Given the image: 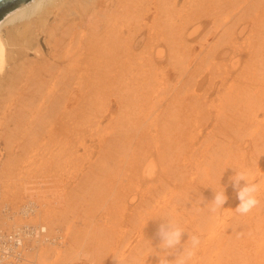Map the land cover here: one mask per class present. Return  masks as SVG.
Here are the masks:
<instances>
[{"label":"bare ground","instance_id":"1","mask_svg":"<svg viewBox=\"0 0 264 264\" xmlns=\"http://www.w3.org/2000/svg\"><path fill=\"white\" fill-rule=\"evenodd\" d=\"M184 14L170 0H30L0 20V180L14 160L48 158L42 179L53 172L65 194L20 207L21 220L47 223L20 245L21 264L42 243L41 264H61L66 249L88 264H176L190 235L201 244L189 264H264V0L199 22ZM230 51L229 64H217ZM236 171L260 185L259 205L244 215ZM224 189L227 203L211 212ZM168 221L184 235L163 250L158 229ZM24 225L4 230L20 237Z\"/></svg>","mask_w":264,"mask_h":264},{"label":"rangeland","instance_id":"2","mask_svg":"<svg viewBox=\"0 0 264 264\" xmlns=\"http://www.w3.org/2000/svg\"><path fill=\"white\" fill-rule=\"evenodd\" d=\"M219 1L220 0H211V3H210V1H208V0H198V1H196L195 3H193L192 5H188V7H186L185 6V0H170V2H171V4H175L176 6H177V9H178V11L180 12H184L185 11V14H184V16L185 15H187V17H191L192 16V18L193 19H196V21L197 22H199L200 20H204V18L202 17L204 14L203 13H206V12H210V11H212V9H216L217 11H221V12H223V13H225V12H230V10H233V7H234V4H236V5H239V4H241V1L242 0H225L227 3H228V5H224V6H221L220 4H219ZM245 0H243V2H244ZM234 2V3H233ZM202 3V4H201ZM211 4V7H210V4ZM217 4V5H216ZM202 6V7H201ZM204 6H206V7H204ZM217 7V8H215V7ZM204 7V8H203ZM181 8V9H180ZM197 8V9H196ZM205 8H206V10H205ZM187 9H189V10H187ZM184 10V11H183ZM246 9H244V10H242V12L240 13V15H242V14H244L246 11H245ZM188 11V12H187ZM245 11V12H244ZM198 13V14H197ZM188 14L190 15V16H188ZM200 14V15H199ZM195 15V16H194ZM256 15H258L256 12H255V15L254 16H256ZM201 16V17H200ZM205 17H207V15L205 14L204 15ZM224 16L225 15H221L220 16V20L222 19V18H224ZM252 16V15H251ZM195 17V18H194ZM254 18V17H253ZM185 20V19H184ZM219 21V20H218ZM246 26H247V28H245V31H246V33H243L242 35H240V37L238 38V45L239 46H241L242 47V45L244 44V42L246 41V40H248V38H250V30L252 29V27H253V24H252V22H251V19L249 18V21L247 20L246 21ZM190 26H192V24H190ZM189 26V27H190ZM210 26H212V24L210 25ZM209 26V27H210ZM195 27V26H194ZM194 27H190L189 28V32L185 35V37H187L188 35H192V33H193V31H192V29H194ZM185 33V32H184ZM195 36V34H193L192 36H190L189 38H192V37H194ZM202 37V36H201ZM188 38V37H187ZM192 40H193V38H192ZM42 43H43V45H44V47H46V45H45V39L44 38H42ZM215 41L216 40H213V41H211V43H215ZM195 46H197V53L198 52H200V46H199V44H196ZM143 48H140V49H138L137 50V52L136 53H138L139 54V52L142 50ZM231 50V49H230ZM233 53L230 51V53H228V54H226L223 58H221V59H216V62H217V64H220L221 65V61H222V64H229V62H230V56L232 55ZM245 55V54H244ZM244 59H246L245 57H247L246 55H245V57L244 56H242ZM218 60V61H217ZM225 60V61H224ZM224 62V63H223ZM197 65V64H196ZM226 66V65H225ZM223 67H224V65H223ZM193 70H194V68H192ZM256 73H257V70L255 71ZM102 96V95H101ZM117 110V107H113V109H112V112H115ZM108 119H110V117H108L107 118V120ZM106 124H107V122H106ZM90 144V143H89ZM4 150V143L2 142V143H0V152L1 151H3ZM247 152L250 154V155H252V148H248L247 149ZM84 153V151H82L81 150V152H80V154H83ZM39 158V159H38ZM41 157H37L36 159H34L33 161H34V163H33V161L32 162H30V161H24V160H16L17 162H15V160L14 161H12V162H10V171H8L9 173H7L6 175H4V176H2V178H1V180H0V190H2V196L3 197H5V201H3L2 200V203L0 204V227L1 228H3V229H8V228H11V227H13V226H17L18 224L19 225H24V224H27L28 222V224L30 225V224H33V225H40V224H47L46 222H44V221H37L36 222V218H34V217H37V216H34L33 217V219H34V221L32 220V219H30L31 220V223H30V220L29 221H26V220H23L24 218L22 217V216H20L21 215V208H24L25 207V205L29 202V201H32V202H35V203H39L40 204V199H41V197H42V200H43V198H45V199H47L46 201L47 202H52L51 203V205H56L57 204V200H58V197H59V193H61V194H64V193H62L60 190H61V185H59V180H61V179H59V178H57V176H54V173L52 172V174L51 173H48V176H47V178L46 179H42V173H41V166L39 165V163H41V165H42V161H43V164H45V162H46V160L48 159V158H41ZM42 159H44V160H42ZM35 161H36V164L37 165H39V167L36 165L35 166ZM7 162V157L6 156H0V168L3 166V164H5ZM14 162H15V165H14ZM47 162H48V160H47ZM46 162V164H48V163H50V162H48L47 163ZM55 163V161L54 160H52L51 161V163ZM27 163V164H26ZM50 163V164H51ZM33 166H34V168H33ZM49 166V165H48ZM47 166V167H48ZM30 167V168H29ZM31 167L33 168V171H32V169H31ZM21 168L23 169L22 171H21ZM36 168V169H35ZM28 170H29V172L30 171H32V173L29 175V172H28ZM36 170V171H35ZM39 171H40V173H39ZM13 172V173H12ZM70 172H73V171H70ZM25 175H23V174ZM36 174V176L37 177H41V179L39 178V181L41 180V181H43L42 183H41V181L39 182L37 179L38 178H35L36 176H35V174ZM13 174H15V175H13ZM23 176H22V175ZM38 174H39V176H38ZM52 175V177H51V175ZM12 175V176H11ZM33 176V177H32ZM31 177H32V179H31ZM22 178L25 180V182H28V184L26 183V184H23L24 183V181L22 180ZM35 178V179H34ZM54 178V179H53ZM57 178V179H56ZM55 179L57 180V181H55ZM59 179V180H58ZM68 179H70V176L69 175H66V176H64V178H63V180H67L68 181ZM35 180V181H34ZM47 180H48V182H47ZM38 181V182H37ZM53 181V182H52ZM31 182V183H30ZM58 184V185H56V184ZM39 184V185H38ZM42 184V186H40ZM46 184V185H45ZM48 184V185H47ZM50 184H52V185H50ZM55 184V186H53ZM2 185V186H1ZM44 185V186H43ZM75 185V183L73 184V185H71L72 187ZM39 186V187H38ZM69 187L68 188V192L67 193H72L73 195H74V193H75V191H73V189H72V187ZM35 187V188H34ZM42 187V188H41ZM53 187V188H52ZM41 188V189H40ZM48 188V189H47ZM56 188V189H55ZM39 189V190H38ZM44 189H46V190H44ZM50 189V190H49ZM56 190V191H54V190ZM35 190V191H34ZM39 191V192H36V191ZM54 191V193L52 194V193H50V192H52V191ZM29 191H31V192H29ZM49 191V192H48ZM41 192V193H40ZM43 192V193H42ZM38 193V194H37ZM39 193H40V195H39ZM49 193H50V195H49ZM44 196H42V195ZM46 194H47V196L49 195V197L51 196V198H52V196L54 197V198H49V197H47L46 196ZM56 194H57V196H56ZM39 195V196H38ZM65 195V194H64ZM84 195V194H83ZM82 195V196H83ZM41 196V197H40ZM40 198V199H39ZM64 198H65V196H64ZM88 199H89V197H87ZM87 198H86V200H87ZM39 199V200H38ZM11 200H13L14 202H12ZM41 200V201H42ZM50 200V201H49ZM51 200H53V201H51ZM85 200V198L83 199V200H81L82 202H80V203H82L81 204V208H86L87 210H89L90 209V207L88 206V205H86V203L88 202V201H86ZM8 201H10V202H8ZM43 201H45V200H43ZM43 201L41 202L42 203V206H43ZM6 202H7V204H6ZM12 202V203H11ZM56 202V203H55ZM83 202H85V203H83ZM89 202H91L90 200H89ZM98 202V201H97ZM9 203V204H8ZM7 205V207H5V205ZM85 204V205H84ZM95 205H96V203H94ZM9 205V206H8ZM24 205V206H23ZM4 206V207H3ZM42 206L40 205V208H42ZM84 206V207H83ZM21 207V208H20ZM55 207V210L58 212V213H61V211L63 210V207L65 208L66 206L65 205H57V206H54ZM6 208H8L7 210H6ZM67 208V207H66ZM16 209V210H15ZM82 210V209H81ZM17 211V212H16ZM83 211H85V210H83ZM5 212H7V218H5ZM37 215V214H36ZM20 217H22L23 219V221L21 220V218ZM8 219V220H7ZM17 219L19 220V221H17ZM32 221L34 222V223H32ZM20 222V223H19ZM21 222H22V224H21ZM26 222V223H25ZM35 222H36V224H35ZM40 223V224H39ZM100 223V222H99ZM7 224H9V227H8V225ZM83 226V227H82ZM81 227H82V230H83V232L85 233L86 232V227L87 226H85V224L83 225L82 223H81ZM54 236H55V234H50V238H53L54 239ZM48 243V242H47ZM52 243H54L53 241H50L49 242V248H53L54 249V247H55V244H52ZM264 243V242H263ZM47 245V244H45V243H42V244H40L39 246H37L38 248H37V250H35V253L33 254L32 253V251L31 252H28V255H27V257L30 259V264H41V260H39L40 258V256H38V254L41 252V249L42 248H44L45 246ZM42 246V247H41ZM62 245H58V246H56L55 248L56 249H59V247H61ZM64 247H62V248H60V249H63ZM68 248V247H67ZM67 251V249H66V253L64 252L63 254H62V256H64L65 258H64V260L62 259L63 257H61L60 259H62L60 262H61V264H63V262H64V264H88V262L86 261V259H81V261H79V260H77L78 258H74V254H73V258H70V257H67V255H69V254H71V252H68ZM29 254H31L30 256H29ZM64 254H66V256L64 255ZM37 257V258H36ZM67 257V258H66ZM82 257V256H81ZM37 260H36V259ZM70 258V259H69ZM35 259V260H34ZM66 259V260H65ZM69 259V260H68ZM73 259V260H72ZM68 260V261H67ZM33 261V262H32ZM74 261V262H73ZM50 264H51V262H49ZM42 264H44V263H42ZM58 264V263H57Z\"/></svg>","mask_w":264,"mask_h":264},{"label":"clouds","instance_id":"3","mask_svg":"<svg viewBox=\"0 0 264 264\" xmlns=\"http://www.w3.org/2000/svg\"><path fill=\"white\" fill-rule=\"evenodd\" d=\"M3 56L4 52L0 50V59H2ZM230 181L236 192V197L239 200V204L235 208L236 212L242 215L248 214L259 205L260 201L257 194L260 191V185L250 180L249 173L236 171L235 175L230 177ZM227 201L228 196L225 189L223 191H215L214 198L211 201L212 207L210 211L215 213L218 209L224 208ZM158 235L160 237V245L163 250H171L176 249L177 246L181 245L184 231L173 222L168 221L167 223L160 224ZM189 241L190 246H182V250L179 251V255L175 257L176 264H189V262L196 255V252L200 247L201 240L198 236L190 235L189 240L184 243V245L188 244ZM84 258L88 259L87 256Z\"/></svg>","mask_w":264,"mask_h":264},{"label":"built area","instance_id":"4","mask_svg":"<svg viewBox=\"0 0 264 264\" xmlns=\"http://www.w3.org/2000/svg\"><path fill=\"white\" fill-rule=\"evenodd\" d=\"M38 227L39 225H24L18 227V230L23 233L20 237H18V233L15 234L16 236H13L8 234L6 230L0 228V264H21V260L25 254L23 255L19 247L26 240L29 242L32 241L35 237V232L38 231H35V229Z\"/></svg>","mask_w":264,"mask_h":264},{"label":"water","instance_id":"5","mask_svg":"<svg viewBox=\"0 0 264 264\" xmlns=\"http://www.w3.org/2000/svg\"><path fill=\"white\" fill-rule=\"evenodd\" d=\"M30 0H0V20L15 8L29 2Z\"/></svg>","mask_w":264,"mask_h":264}]
</instances>
